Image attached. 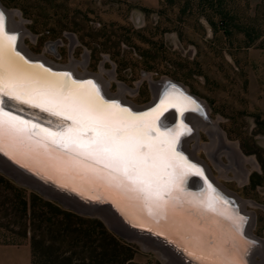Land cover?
Wrapping results in <instances>:
<instances>
[{
  "label": "rangeland",
  "instance_id": "1",
  "mask_svg": "<svg viewBox=\"0 0 264 264\" xmlns=\"http://www.w3.org/2000/svg\"><path fill=\"white\" fill-rule=\"evenodd\" d=\"M0 4L14 12L28 32L22 43L29 52L62 66L70 65L72 57L78 62L87 58L88 70L96 74L113 70L114 79L103 73L110 91L130 90L126 98L135 106L151 101V79L174 80L197 96L227 144L242 154L246 180L240 183L229 169L221 175L203 149L197 157L219 184L246 202V211L255 220L250 233L264 244V0H0ZM212 135L217 137L213 131ZM199 138L203 144L212 142L204 130ZM195 143L190 139L193 150ZM221 159L230 162L226 153ZM19 192L26 198L35 193L67 209L0 171V243L30 242L33 237L36 264H67L68 256L69 264H87V252L77 247L75 253L64 254L60 237L47 233L46 223L23 215ZM78 215L101 221L124 243L127 255H132L128 264H166L161 253L117 234L98 214ZM255 258L257 264L262 261L261 256Z\"/></svg>",
  "mask_w": 264,
  "mask_h": 264
},
{
  "label": "water",
  "instance_id": "2",
  "mask_svg": "<svg viewBox=\"0 0 264 264\" xmlns=\"http://www.w3.org/2000/svg\"><path fill=\"white\" fill-rule=\"evenodd\" d=\"M0 12L5 14V31L17 36L15 52L23 58L14 57V67H19L26 74L43 75L49 79L62 77L67 73L70 80L77 84L92 81L105 102L127 109L133 116L154 114L150 120L160 133L176 137V152L183 157V160H174L168 168V172L175 175L179 187L172 192L175 199L167 208V218L159 222L157 218L148 215L143 203L135 199L133 194L95 179L82 167L62 166L58 169L54 166L52 157L60 156L67 160L71 153L53 145H49L51 151L47 154L42 148L36 151L24 148H7L0 151L1 172L20 185L36 190L45 198L56 200L63 207L78 214H98L111 230L125 238H144L156 242L169 250L179 264H223L225 261L253 264L251 253L259 246V240L248 231L249 215L234 197L225 193L215 182L206 165L183 147L184 140L194 133L188 116L207 115L204 103L197 96L190 93L181 83L163 79L158 81V96L145 105L135 106L112 97L93 76L78 75L68 68L51 65L39 56L26 53L20 45V32L10 29L8 10L1 4ZM3 99L5 111L53 132L60 130L57 127L60 123L72 124L71 120H63L29 104L9 100L7 97ZM151 135L155 137L157 133L152 132ZM196 170H199L202 176L198 175ZM164 179L167 180L168 177L165 176ZM209 203L214 205L216 211L208 210L206 205ZM100 210H108L118 223L114 224L115 222H111L106 216L100 215ZM238 216L245 217L246 221L239 222ZM234 221L240 223L239 231L236 230ZM213 248H219L221 254L210 255ZM202 257L206 259L202 260Z\"/></svg>",
  "mask_w": 264,
  "mask_h": 264
},
{
  "label": "snow or ice",
  "instance_id": "3",
  "mask_svg": "<svg viewBox=\"0 0 264 264\" xmlns=\"http://www.w3.org/2000/svg\"><path fill=\"white\" fill-rule=\"evenodd\" d=\"M16 40V35L5 31V14L0 12V151L42 148L47 154L51 151L49 145H53L71 153L67 160L52 157L58 169L82 167L95 179L133 194L157 222L166 219L167 208L175 199L172 192L179 187L168 168L174 160H183L176 152V137L160 133L150 120L152 113L133 116L127 109L105 102L92 81L77 84L67 73L49 79L26 74L14 67V57L23 59L15 52ZM4 97L71 120L72 124L60 123L57 125L60 130L53 132L5 111ZM152 132L157 135L153 137ZM88 133L90 135L86 136ZM196 173L202 176L199 170ZM206 207L216 211L212 203ZM238 221L245 222L246 218L238 216ZM239 222L234 221L237 231L240 230ZM211 254H221V250L213 248Z\"/></svg>",
  "mask_w": 264,
  "mask_h": 264
},
{
  "label": "trees",
  "instance_id": "4",
  "mask_svg": "<svg viewBox=\"0 0 264 264\" xmlns=\"http://www.w3.org/2000/svg\"><path fill=\"white\" fill-rule=\"evenodd\" d=\"M8 186L11 185L5 177H1ZM20 192L23 190L19 188ZM19 192L21 210L24 216L30 220L38 219L46 223L47 233H56L63 244V253H75L77 247L87 252V264H128L132 255H127V246L109 232L101 221L95 218L82 217L70 210L63 209L54 202L44 200L39 195L32 193V197L26 198ZM39 202V206L37 204ZM45 209V210H44ZM48 214V215H47ZM40 229V225L38 226ZM32 249V264H36V242L30 241ZM72 256L66 257L67 264Z\"/></svg>",
  "mask_w": 264,
  "mask_h": 264
},
{
  "label": "bare ground",
  "instance_id": "5",
  "mask_svg": "<svg viewBox=\"0 0 264 264\" xmlns=\"http://www.w3.org/2000/svg\"><path fill=\"white\" fill-rule=\"evenodd\" d=\"M13 15H14V12H10V11L7 12L8 25H9L10 29L17 30V31L20 32V45H21L22 49H24V51L26 53H28L29 55L35 56L31 52H29L28 49L23 45V43H22L23 35L27 34V33H25L26 29L21 27V22L16 21V19H15V17ZM39 57H41L42 59H44V61H47L51 65L62 66V65H57V64L47 60L43 56H39ZM62 67L72 69L78 75L87 76V72L82 74V72H79L78 70H76V68H72L70 66H62ZM95 77H96L97 81L100 84H102V86H103V88H104V90H105V92L107 94L111 95L112 97H116V98H118L120 100H123L124 102L132 104L129 100H127L123 96V94L118 95V94L111 93L109 91L108 87H107V84L104 81V78L100 79L99 76L96 75V74H95ZM148 79H151V78L148 76ZM149 83H150L151 91H152V99H155L158 96V93H159V89H160V85L159 84H160V82H157V81H154V80L151 79V80H149ZM188 119H189V121L191 122V124L194 127V133L191 136H189L188 139L184 142L183 147L194 158H196L199 161H201L197 157L198 151L196 149L195 150H190L188 146H189L190 139L195 140L197 135H198V133H199L198 131H200V130L206 131L212 138V143L211 144H206V148L205 149L215 148L216 147V141H217L218 144H217V153H215L216 156L218 154V150H220L219 151L220 153H219L218 156H222V154H224V152L234 151L233 147L231 145L227 144L226 137L224 136V134H222V132L219 131L218 126L215 125L214 122H212V120L209 118V116H207V117L204 116L203 117V116L191 114V115L188 116ZM208 125L212 126L213 131L216 133V136L219 139L217 137H215L214 135H212L211 128L208 127ZM200 147H202V146H200ZM201 162L204 163L203 161H201ZM207 169H208V167H207ZM208 171L210 173L209 169H208ZM216 180H215V182L225 191V193H227V194L231 195L232 197H234L240 203L241 208L249 215L250 223H249L248 231L251 232L250 231L251 230V224H252V220H253L254 217H253L252 213L246 211L245 201L240 200L237 196L231 194L228 190H226ZM107 185H109V184H107ZM98 213L100 215H102L103 217L106 216L111 222H113V223L115 222L114 224L118 223L116 218L113 216V214H111L108 210H105V211L104 210H100ZM253 221H255V220H253ZM139 241L142 243V245L144 247H149V248L151 247V248L155 249L156 251H158L159 253H161V255L163 256V258H164V260L166 262V264H179L177 258L171 252H169V250H167V249L161 247L160 245L156 244V242H154L152 240H149V239H144V238H141V239L139 238ZM263 252H264V244H263L262 241H259V246L251 253L252 261L255 264H257L256 261H255V259H256L255 257L256 256L257 257L261 256L262 260H264V253ZM259 263L262 264V262H259Z\"/></svg>",
  "mask_w": 264,
  "mask_h": 264
},
{
  "label": "flooded vegetation",
  "instance_id": "6",
  "mask_svg": "<svg viewBox=\"0 0 264 264\" xmlns=\"http://www.w3.org/2000/svg\"><path fill=\"white\" fill-rule=\"evenodd\" d=\"M14 17H15V15H13ZM17 21V20H16ZM21 27H22V24H21ZM23 28V27H22ZM25 32V31H24ZM25 33H27V35H28V32L26 31ZM55 44V42L53 43V44H51L50 45V48H51V50H54V48H53V45ZM86 56V55H85ZM44 58H45V56H43ZM47 59V58H46ZM48 60V59H47ZM61 65V64H60ZM63 65H65V64H63ZM65 66H70V67H72V68H76V70H78V66H81L82 68H83V71L84 72H82V74L83 73H85V72H87V75L88 76H93L95 79H96V77H95V74L96 73H94V72H91V71H89L88 70V59L87 58H85V61L84 62H78V61H76L73 57H72V59H71V64L70 65H65ZM81 67H80V70H82L81 69ZM100 67V66H99ZM69 69V68H68ZM70 70H72V69H70ZM110 70H112V69H110ZM73 71V70H72ZM79 71V70H78ZM106 71V70H105ZM104 70H102L101 71V73L100 74H96V75H98L99 76V78L100 79H102V78H104V81H105V83L107 84V87H108V89H109V91H110V81H108L104 76L105 75H107V74H105V75H103V73L105 72ZM74 72V71H73ZM80 72V71H79ZM106 72H108V71H106ZM108 73H111L110 74V76H111V78L112 79H114V76H115V74H114V71L112 70V72L111 71H109ZM109 76V75H108ZM97 80V79H96ZM101 86H102V84H101ZM103 87V86H102ZM104 89V88H103ZM111 92V91H110ZM112 93V92H111ZM127 93H130V90H126V88H121L120 89V91L118 92V93H115V94H118V95H120V94H123V96L126 98V94ZM114 94V93H113ZM127 99V98H126ZM128 100V99H127ZM207 116H209L208 114L206 115V117ZM210 118V117H209ZM214 124L216 125V123L214 122ZM208 127H210L211 128V131H213V129H212V126H210V125H208ZM199 132V131H198ZM214 132V131H213ZM216 134V133H215ZM211 137V136H210ZM188 139V138H187ZM186 139V140H187ZM212 139V138H211ZM219 139V138H218ZM186 140H184V142L186 141ZM196 143L194 144V150L196 149L198 152L200 151V149H203V150H205L206 152H208V154L210 155V158H211V160L213 161V163L217 166V168L219 169H222V170H220L219 169V171H220V173H221V175L222 174H224V175H226L225 173H227V171H228V169H229V171L231 170L232 171V173H234L235 174V179H237L240 183H242V182H244L245 180H246V176H247V171L245 170V168H244V166H243V156H242V154H240V152H238L237 150H234V151H231V152H224V154H222V155H225V153L229 156V158H230V162H229V164H226V163H224V162H222L221 160V157L222 156H218L219 155V151L220 150H218V154H217V156L215 155V153H217V141H216V147L215 148H209V149H205L206 148V144H203V143H201L200 142V138H199V133H198V135H197V137H196V139L194 140ZM199 141V142H198ZM184 142H183V144H184ZM212 143V142H211ZM200 146H202V147H200ZM189 147V149L190 150H193L192 148H191V146L189 145L188 146ZM197 147V148H196ZM233 155V156H232ZM219 165V167H218V165ZM245 205H246V202H245ZM259 257V256H258ZM262 262V264H264V260H262L261 261Z\"/></svg>",
  "mask_w": 264,
  "mask_h": 264
},
{
  "label": "crops",
  "instance_id": "7",
  "mask_svg": "<svg viewBox=\"0 0 264 264\" xmlns=\"http://www.w3.org/2000/svg\"><path fill=\"white\" fill-rule=\"evenodd\" d=\"M0 264H32L30 242L0 243Z\"/></svg>",
  "mask_w": 264,
  "mask_h": 264
}]
</instances>
